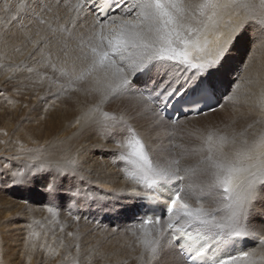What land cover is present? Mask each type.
I'll list each match as a JSON object with an SVG mask.
<instances>
[{
  "label": "snow or ice",
  "instance_id": "1",
  "mask_svg": "<svg viewBox=\"0 0 264 264\" xmlns=\"http://www.w3.org/2000/svg\"><path fill=\"white\" fill-rule=\"evenodd\" d=\"M59 4L60 0L55 4L50 0H0V29L5 44L15 33L31 39L34 26L38 39L32 41L33 49L41 43L47 48L55 39L57 52L63 55L59 69L52 64L57 78H66L71 85L91 77L89 91L99 96V104L125 95L135 100L132 112L119 116L101 113L100 123L103 133L120 150L112 154L113 159L131 165L125 175L135 185L130 192L136 198L133 217L144 209L134 228L125 230L135 233L138 228L147 236L146 225H166L165 229L156 227L155 239L143 241L147 253L139 258L142 264H264V252L244 250L245 241L257 235L250 227L254 209L264 202V133L251 142L241 140L229 155L225 149L237 144L236 135L209 132L191 150L200 157L197 163L182 167L187 153L180 158L159 157L133 124L151 116L148 131L162 122L169 110L197 115L205 109L215 111L229 89L225 99L236 101L244 80L233 78L238 48L246 43L255 47V37L246 34L255 33L256 26L264 34V0L258 4L255 0H67L65 6L81 19L94 17L93 34L87 46L81 43L79 49L72 47V29L53 27L57 18L48 14ZM228 8L244 14L226 34L220 33L210 42L206 33L217 30L220 11ZM114 10H119L118 14H112ZM40 53L44 55V49ZM24 67L22 64L15 70ZM49 81L54 83L53 78ZM257 104L264 106V95ZM74 165L75 161L65 166L7 164L0 177L12 187L42 182L46 207L58 215L66 204L70 209L73 202H80L75 186L63 187L66 179H78L76 168L69 169ZM198 174L209 179L194 183ZM218 189L223 193L220 207L209 209L202 203L193 207L190 203L213 198ZM86 199L91 209L96 197ZM105 207L101 204L97 210ZM165 231L169 237L162 244L160 237ZM259 240L264 249V235ZM79 248L77 244V253ZM72 259L77 264V259Z\"/></svg>",
  "mask_w": 264,
  "mask_h": 264
},
{
  "label": "rangeland",
  "instance_id": "2",
  "mask_svg": "<svg viewBox=\"0 0 264 264\" xmlns=\"http://www.w3.org/2000/svg\"><path fill=\"white\" fill-rule=\"evenodd\" d=\"M50 2L55 4L56 0H50ZM63 2H66V0H60L59 7L53 8L52 13L48 14L50 18L54 16L57 18V19H54L53 21V27H58L60 25H63L67 27L68 29L73 30L75 41L74 40H73L74 42L72 41V47L74 49H79V47L81 46V43L87 46L89 39H90L89 36H92L91 34H93V28L91 27L90 29L88 27L89 29L87 28V29L81 30L76 25L75 20H74L75 22L69 21L66 18V16L65 18L59 17L61 16L60 14H62L63 16L65 12V9H64L65 5ZM62 4L64 5V7L62 6ZM54 10L57 14L54 12ZM61 11L63 12L61 13ZM256 27L258 28V26ZM79 31L80 33H78ZM0 32H1L0 33V43L5 45L4 52L0 50V60L3 57L6 58V55L8 54V53L6 54V50H8L6 46L8 45V42L10 43L11 40L15 44L12 48L13 49L12 53H16L15 55L18 56L14 58L15 59L14 62H11L9 64L6 63L7 62L6 59H4L6 60L5 62L6 64H4L3 59L0 62V78H1L0 79L1 80L0 81V171H3L4 166L7 164H12V165H19V164L39 165L41 163L47 164L49 162L47 161L44 162V159H46V157L48 156L45 147L50 145V143H52L53 140L56 139L57 136L59 135V129L56 128L55 126L58 125V123L60 122L57 120H51L50 105H52L53 101L55 100L60 101L63 98L64 99L69 98L77 90H79L78 87H80V84H82L83 81H76V82H73L71 85H68L66 78L60 79V78L55 77L56 74H57L56 76L58 77V71L57 72L53 71L52 64L57 63L56 67L57 69H59L61 67L60 61L63 60V55L55 51L57 49V44L55 42L56 41L55 39H53L52 41L53 45L50 44L47 48H45L44 44L41 43V45H39L40 48L33 49L32 41L38 39V37H35L36 36L35 26L32 32V36L34 38L31 37V39H26L20 33H17L16 34L17 36L15 34H10L7 37L8 42L6 44H5V38L4 36H2L3 30L0 29ZM16 47L19 49L18 51ZM40 49H44V56L40 55L41 53L35 56L36 51L39 50L40 52ZM49 52L52 54L51 56H49ZM22 64L26 67H24L23 71H18L19 73L17 72V76L15 77L16 79L19 78V80L21 81L23 80L22 79L23 76H24L23 78H26V77L27 78L21 82L22 83L21 85L17 84L16 86L12 87V82H13L12 78L14 79V77H11V72L14 73L16 71L15 69L17 68V66H20ZM27 68H32L33 71L28 72L26 70ZM13 70L15 71L13 72ZM22 72L25 75H23ZM30 75L32 76L31 78H29ZM53 76L56 79H54ZM49 78H53L54 80V83L52 84L53 89L51 93L49 91L50 90V87H49L48 90L40 94V90H42L43 85L45 87V82L49 83V86H50ZM55 84L57 87L55 86ZM62 84L65 86L64 90L59 88L60 85ZM58 88L60 90H58ZM68 88L72 90H69ZM47 91L49 92V95H47L48 93ZM53 92L54 93L56 92V94H54ZM261 95H264V88L261 90L260 96ZM120 100H121L120 98L111 99L110 102L104 104L106 106L105 108L104 106L102 105L100 106L99 104L92 105L93 107H95V105L100 106L97 116L93 119V121L96 120V122L94 121L93 123H91V125H89L90 130H93L90 133L89 141L93 140L92 141L93 143L88 142V141L85 142L86 144L90 143L89 146L85 147L87 150H85V148L83 149L82 148L83 145H80V144H79L80 147L79 145H77V147L69 146L66 149V151L68 152L69 151L71 152L72 150V152L69 153V156L62 157L59 160L61 161L60 163H54L60 166H65L67 165L68 161H75V165L69 166V169H71V167L76 168L78 179L76 180L66 179L63 185V186H66L65 189H69L68 186L70 184L71 185L76 184L75 188L78 189L80 193L82 191L87 192L86 190L87 184H85V181L88 182V179L84 177L85 176L84 168L80 166L81 163L76 156H79V154L83 153L87 155L88 157L89 154L95 150L94 152L97 158L100 157L99 153H102L103 155L108 153L110 155V158H113L112 154L120 151L119 149L116 148L113 140L107 137L103 133L102 124L100 123V121L103 120V117L100 113H108L110 115H117V116L121 115L122 113H127L125 110L121 109V106L119 105ZM113 101L115 104L114 106L110 104ZM222 104H226V101L225 100L222 101L220 105ZM233 105H235L233 104V102L228 103V107L233 106ZM259 107L264 109V106L259 105ZM203 115H206V114H203ZM203 115L199 114V116L197 117H192V119H194L193 121L192 119L189 120L190 118L180 120L182 118L180 117L178 119L179 121L177 120L178 122L176 123H169L163 119L162 122H160L157 125L158 128L155 127L148 131H146L147 128L144 124H139L140 123L139 119H137L136 121H133V124L135 125V127L137 126L136 128L139 131L141 129L140 132H143L141 134L143 135L146 142L148 140L155 141L158 139L157 136L159 137L156 143V145L159 146V149H157L156 151L157 152L156 154L159 157H163L165 159L172 158V157L180 158L185 153L189 155V153L191 152L193 148L198 147L201 144V138L206 136L209 132L219 133V134L223 132L221 131V126H222L221 117L218 116V117H212L209 119L208 118L198 119L199 117ZM157 130H161V131H159L158 134L156 135ZM162 131H164L166 138L162 135ZM153 136H156V138H152ZM93 138L96 140H94ZM95 141L96 143H94ZM101 141L104 143H101ZM57 142L58 141H56V143ZM56 150L57 148H54V151ZM162 154L167 155V156H162ZM126 165L130 167V165L128 164ZM122 168L128 169L127 167H122ZM79 178H82L83 183H81V179ZM83 178H85V180H83ZM97 191H100L101 194L104 193L103 190L102 191L97 190ZM0 193H1L0 196L3 197L4 195L5 197L13 199L17 203L22 204L28 208L29 207L30 208L33 207L32 209L46 208L48 210V208L46 207L47 200L45 199V196H44V189L42 187V182L37 183L35 186L12 187L10 186V184H7L2 177H0ZM65 194L66 193L62 192L61 196ZM213 199H214V202L215 201L217 202L216 196L213 197ZM73 205H74L75 212L80 210L81 202L80 204L73 202ZM95 206L97 207L100 205L96 204ZM61 210L62 209H59V214L61 215L59 214L55 215L57 216L56 218L58 222L60 223L59 229H63L64 227L69 228V227H66L67 219L74 221V222L84 223L87 225V226L84 225L87 228L86 232L79 230V232L76 234L78 235V237L81 238L80 242L79 241L78 242L82 246V250H85L83 246H87L90 243L92 247L97 246L96 247L97 255L100 257V259H102L101 255L104 252L106 256H109L111 258H115V256H117L116 258L118 260H114L112 262L114 264H130V263L131 264H142V261H139L140 260L139 258L141 256H144L143 253L141 252L142 255H139L138 253L134 254L135 251H133L136 249V246H138L136 243V239H134L135 237H130L134 233L133 231L131 230L126 231L125 229L114 231V229H117V228L114 227L112 229L111 228L112 226L110 225H106L109 228L98 229V227H96L94 223L90 221H87V222L82 221L80 220L81 217L77 219V216H73L72 215L73 213H71V211L70 213L66 212L68 211L66 208L63 209L64 210L63 213H61ZM106 215L107 214H104V217H106ZM118 216H119L118 218L122 220L123 217L120 212ZM30 218H31L30 220H32L33 222L29 221L23 214H17L15 212H10V211L4 212L2 214L0 213V264H73V261L63 260L62 257L64 256L66 257V255H69V254L64 252V249L62 246H57L54 240H50L51 234H49V232H47L45 228H42L41 226L42 224H40L41 220H37V218L39 217H37L36 215H32ZM262 219L264 220V218ZM33 233H35V235H33ZM69 233H71V231L68 230V234ZM97 233H100V235H97ZM25 238H27L26 241H30L29 244L31 246L28 244V242L27 244H24ZM121 240L125 242L122 248L126 251L125 257L124 255L121 256L120 251H115L114 250L116 249L115 247L108 248V249L99 247L100 245H103L109 242H112L113 243L112 245H115V244L117 245ZM85 241L87 244L85 243ZM126 247H129V249ZM28 250L30 252L32 251L31 252L32 255L27 256ZM24 252L26 254H23ZM127 254H130V255H127ZM129 258H131L134 261H131V259ZM94 260L95 262L93 264H98L99 259L96 257L94 258ZM79 262L80 261H77V264H81ZM82 264H85V263H82Z\"/></svg>",
  "mask_w": 264,
  "mask_h": 264
},
{
  "label": "bare ground",
  "instance_id": "3",
  "mask_svg": "<svg viewBox=\"0 0 264 264\" xmlns=\"http://www.w3.org/2000/svg\"><path fill=\"white\" fill-rule=\"evenodd\" d=\"M71 2L75 3V0H72ZM221 2L224 3V2H226V0H221ZM63 3H64V5H66L67 0H66V2H63ZM255 3L258 4L259 0H255ZM64 5L62 4L63 7H64ZM64 9H65L64 15L62 16V14H60L61 16H59V17L65 18V16H66V18L69 21L75 20L76 22L75 21L74 22L76 23L78 28L81 30L87 29L88 27L90 29H91V27L93 28L94 17H89L86 20L81 19L80 16H78V14L75 11H70L66 6ZM55 10H54V12H55ZM62 12L63 11H61V13ZM118 12L119 11L115 12L114 14H118ZM243 14L244 13L242 10H239L236 8L222 9L220 11V20H219V24L217 26V30H211L210 29L206 33L207 39L211 42L215 39L216 35H219L220 33L226 34L228 32L229 28L232 27L233 25H235L241 19ZM78 33H80V31ZM16 34L17 33H15V35ZM246 35L249 38L254 36V37H256V39H255V47H253L252 43H246L243 46L238 48L237 63L234 66L235 70L233 72V78L235 79L237 77H244V80L241 81V88H240L239 94H238L239 98L236 101H230V100L225 99V97L227 95H229L231 92V89H229L228 92L225 93V97L220 98V103H221V101L225 100L226 104H222L221 106L217 107V109L215 111H206L203 113L206 115L201 114L203 116L198 118V119H203V118L209 119L212 117H218V116L221 117V120H222L221 121L222 122L221 131H223L221 134H226L229 137L236 135L237 144L236 145L230 144L225 149V151L229 155H231V153L234 151V148L239 145L241 140L246 138L249 142H251L253 139H255L256 137H258L259 135L264 133V109L260 108L259 105L257 104V100L260 97L261 90L264 88V43H262V41H264V34H262L259 31V29L257 28L255 33L250 31ZM31 37H33V36H31ZM35 37H37V36H35ZM90 37L91 36H89V38ZM8 40H10V39H8ZM11 41H10V43L7 41L8 45L6 47L8 50H6V54L7 53L8 54L6 55V58H4L2 56L4 64H6V63L9 64L11 62H14V60H15L14 58L18 57L15 55L16 53H12V50H13L12 48L15 44L13 43V41L12 42ZM20 42H22V41H20ZM51 44L53 45V43H51ZM4 46H5L4 44L0 43V50L2 52H4ZM211 46H212L211 43H209L208 47L211 48ZM46 51H48V50H46ZM55 51H57V49ZM39 54H40V52L38 50V51H36L35 56L39 55ZM42 56H44V55H42ZM4 59H6L7 62ZM1 60H0V62H1ZM14 71L15 70H13V72ZM17 72L18 71H15L14 72L15 74L11 72V77H14V79L12 78V80H13L12 87L16 86L17 84L21 85L22 84L21 82L27 78V77L23 78L24 77L23 75H25V74L22 72V74H23L22 79L23 80L21 81V80H19V78L16 79L15 76H17ZM56 75H55V77L57 78ZM18 76H19V74H18ZM31 77L32 76L30 75L29 78H31ZM55 77H54V79H56ZM90 82H91V77H87L85 79V82L83 81L82 84H80V87H78L79 90H77L73 95H71L67 99L63 98L60 101L55 100V101H53V104L50 105L51 120L60 121L58 123V125L55 126L56 128L59 129V135L57 136L56 139L53 140L52 143H50V145L45 147L48 156L46 157V159H44V162L47 161L49 163H60L61 161H59V160L62 157H67V156H69V153L72 152L71 149H69V150H71V152L66 151V149L69 146H73V147L76 146L77 147V145L80 144V145H83L82 148L84 149L86 146H89V144H90V143L86 144L85 143L86 141H88V142L93 141V140L89 141L90 133H91V131H93V130H90L89 125H91V123H93L94 121L96 122V120L93 121V119L97 116V113L99 111V107L102 105L105 108L106 106L104 104H99L98 103L99 102V96L97 94L89 91ZM52 84L53 83H50V86H49V83L45 82V87L43 85L42 90H40V94L44 93L46 90H48L49 87H50L49 91L51 93V91L53 89ZM55 86H56V84H55ZM55 86H54V88H55ZM59 88H58V90H60ZM69 90H72V89H69ZM56 92H57V90H56ZM56 92L55 93L53 92V93L56 94ZM47 95H49V92L47 93ZM116 98L121 99L119 105L121 106V109L125 110L127 113H130L134 110L135 100L130 95H125V96H121V97L119 96ZM232 102L235 105L228 107V103H232ZM94 104H99L100 106L95 105V107H93L92 105H94ZM110 104L112 106L115 105L114 101L111 102ZM197 116H199V115L182 116V118L180 120L189 119V118H190L189 120H191L192 117H197ZM163 119L166 122L172 123V120L168 119L165 116ZM151 120H152L151 116H146L142 119H139V121H140L139 124H144L147 128V126ZM193 120L194 119H192V121ZM155 127L158 128V126H155ZM140 131H141V129H140ZM159 131H161V130L156 131V135L158 134ZM141 133H143V132H141ZM240 133H243V135L242 136L238 135ZM162 135L166 138L164 131H162ZM152 138H156V136H153ZM157 138L159 139L158 136H157ZM94 140H96V139H94ZM157 140H155V141L148 140L150 143L147 141L148 144H150L151 148L156 150V151H157V149H159V146L156 145ZM56 141H58V142L56 143ZM94 143H96V141ZM99 143H100V141H99ZM101 143H104V142L101 141ZM80 145H79V147H80ZM54 148H57V150L54 151ZM89 149H90V147H89ZM85 150H87V149L85 148ZM78 151H79V149H78ZM94 151L92 153H90L88 157H87V155H85L83 153L79 154V156L75 155L81 163L80 166L82 168H84V173H85L84 177L88 179V182L85 181V184H87V188H86L87 192L82 191L80 193L79 197L76 198L81 202L80 210L75 212L74 211V205L72 203V207L70 209L67 208V204H66V207L61 208L62 209L61 213H63V211H64L63 209L66 208L68 210L66 212L70 213V211H71V213H73L72 214L73 216L81 217L80 220L86 221V222L90 221V222L94 223V225L96 227H98V229L109 228L106 225L112 226L111 227L112 229L114 227L119 228V229H133L135 226V222L139 219V215H142L144 213V209H139V215H137L136 217H133V213L137 211L136 208H133V204L136 202V198L131 196L130 192H131V189L133 187H135V185L132 181H130L126 177L125 169L122 168V167H127L128 169H131V165L129 167L126 165L127 163H125V162L116 161V160H114L115 161L114 162L113 158H110V155L108 153H106L105 155H103L102 153H99L100 157L97 158ZM162 156H167V155L162 154ZM199 159H200L199 155L193 154L192 152H190L189 155L186 156V158L181 160V166L184 167V166L195 165ZM24 161H25V159H24ZM85 178H83V180H85ZM79 179H81V178H79ZM208 179L209 178L206 175L198 174L196 177L193 178V182L194 183H203V182H206ZM77 184H79V183H77ZM73 186H76V184H73V185L70 184L68 187L70 189V188H73ZM63 187L65 188L66 186H63ZM74 190H76V188H74ZM97 190H101V191L103 190L104 193L101 194L100 191H97ZM217 193H218L216 195L217 202L216 201L214 202L213 198H208V199H202L199 203L195 200L191 201L190 203L192 204L193 207H199L201 203L203 204V206L205 208H209V209L220 207V205L218 204V201L221 199L223 193L219 189L217 190ZM63 196H64L65 200L68 199V196L66 194ZM89 196H95L96 197L95 202L92 203L91 209H89L87 207L89 200L86 199V197H89ZM3 197L0 196V213L2 214L4 212L10 211V212H15L17 214H23L31 222H33L32 220H30L31 219L30 217L32 215H36L37 217H39V218H37V220H41L40 224H42L41 225L42 228H45V230L47 232H49V234H51L50 240H54L56 242L57 246H62L64 249V252H66L70 255L69 256V255L65 254L68 259H65V256H64V257H62L63 260L73 261L72 258L75 257L77 259V261H80L79 263H81V264L82 263L93 264L95 262L94 258H96V257L99 259L98 264H114L112 262L114 260H118L116 258L117 256H115V258H111L109 256H106L104 252L101 255L102 259H100V257L97 255V249H96L97 246L92 247V245L90 243H89L90 245L88 244L87 246H83V248H85V250H82V246L79 244L81 238L78 237V235H76V234L79 232V230L86 232V230H87L86 224L80 223V222H74V221L67 219L68 221L66 220V222H67L66 227H69V228L64 227L63 229H59L60 223L58 222V220L56 218L57 216L49 213V211L46 208H42V209H32L33 207L28 208L22 204L17 203L13 199L5 197L4 195H3ZM80 202L78 204H80ZM96 204L97 205L104 204V205H106V207L98 211L97 209H99L100 206L96 207L95 206ZM117 211L121 213L123 218L121 216L120 217L122 218V220H120V218H118L119 216L117 214ZM260 212H262V213H260ZM104 214H107L106 217H104ZM59 215H61V214H59ZM262 216H264V202L258 203L256 205V208L254 209V215L251 217L250 227L252 228V230L257 235H256L255 239L249 238L245 241V249L244 250H253L254 249L257 251L258 254L261 252H264V249H262L260 247V240H259V237L261 235H264V220L262 219L264 217H262ZM165 219H166V217H165ZM84 225H86V226H84ZM156 227H160L161 229H165L166 225L163 224V222L159 226H153L152 224H149V225L145 226V232L148 233L147 236H145L138 228L135 230V233H133L130 236V237H135L134 239H136V243L138 245V246H136V249L133 250V251H135L134 254L138 253L139 255H142V253H143V255L146 256L147 249H146L143 241L145 239L151 240V239L156 238V236H157ZM68 230L71 231V233H72L71 236L68 235ZM97 235H100V233H97ZM167 237H169V234L165 231L164 235L160 237L162 244L167 243V239H166ZM26 239L27 238H25V240H24V242H25L24 244H27V242L29 244L30 241H26ZM110 241H112V240H110ZM85 243H86V241H85ZM77 244H79V246H80L79 253H77L76 246H74ZM112 244H113L112 242H109V243L100 245L99 247H103L105 249L115 247L116 249H114V250L120 251L121 256L122 255H124V257L126 256V251L124 249H122L123 244H125V242L123 240H121L117 245L116 244L112 245ZM29 245H28V247H29ZM131 247H132V245H131ZM126 248L129 249V247H126ZM31 252L28 250L27 256L32 255ZM23 254H26V253L24 252ZM127 255H130V254H127ZM129 259H131V258H129ZM131 261H134V260L131 259ZM139 261H141V260H139Z\"/></svg>",
  "mask_w": 264,
  "mask_h": 264
}]
</instances>
